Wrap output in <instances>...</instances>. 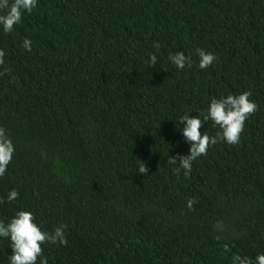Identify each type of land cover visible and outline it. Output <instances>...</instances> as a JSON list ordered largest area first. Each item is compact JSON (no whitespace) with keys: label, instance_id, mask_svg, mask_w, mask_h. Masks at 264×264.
Here are the masks:
<instances>
[{"label":"trees","instance_id":"trees-1","mask_svg":"<svg viewBox=\"0 0 264 264\" xmlns=\"http://www.w3.org/2000/svg\"><path fill=\"white\" fill-rule=\"evenodd\" d=\"M0 264H264V0H0Z\"/></svg>","mask_w":264,"mask_h":264}]
</instances>
